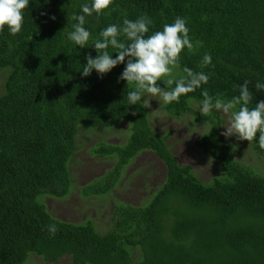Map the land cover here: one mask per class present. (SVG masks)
Here are the masks:
<instances>
[{
	"label": "trees",
	"instance_id": "16d2710c",
	"mask_svg": "<svg viewBox=\"0 0 264 264\" xmlns=\"http://www.w3.org/2000/svg\"><path fill=\"white\" fill-rule=\"evenodd\" d=\"M85 2L90 0H30L22 30L0 31V264H24L32 253L49 262L69 255L73 264H264V175L237 159L236 149L221 135L223 118L216 113L198 117L212 125L195 144L220 163L222 172L206 182L179 161L167 135L154 132L148 108L128 104L134 85L118 82L123 64L102 78L95 70L87 77L80 72L85 57L98 54L93 45L109 24L122 26L125 17L147 15L153 21L151 35L185 17L194 47L182 51L171 76L178 79L188 67L204 71L209 81L178 102L155 103L178 117L201 103L205 93L224 101L238 96L247 80L249 107H254L264 100V90L255 87L264 82V0H113L109 9L86 18L91 36L80 48L66 33ZM106 50L113 56L118 51ZM205 53L212 63L202 66ZM121 124L129 127L124 143L94 146L93 152L114 159V166L83 186L84 196L118 187L125 168L144 151L163 160L165 179L139 204L115 203L104 232L92 220L75 223L53 216L39 197L70 192L69 162L80 130ZM258 136L252 147L264 154ZM50 224L57 227L54 235L47 231Z\"/></svg>",
	"mask_w": 264,
	"mask_h": 264
},
{
	"label": "clouds",
	"instance_id": "9594fccd",
	"mask_svg": "<svg viewBox=\"0 0 264 264\" xmlns=\"http://www.w3.org/2000/svg\"><path fill=\"white\" fill-rule=\"evenodd\" d=\"M29 3L30 0H0V31L7 27L10 34L19 33L24 23V10ZM112 4L113 0H90L81 4L80 13L72 17L75 23L72 24V30L66 33L67 40L80 48H85L91 36L90 31L84 26L86 18L93 13L97 15L103 13ZM51 19L56 18L52 16ZM152 24L153 21L149 16L142 15L135 20L125 17L122 26L113 23L102 29L100 32L102 39H97L93 45L98 54L93 57L89 53L85 57L86 63L82 65L80 71L82 76L87 77L95 70L102 78L115 67L123 64L124 68L118 77V82L126 81V86L134 85V88L127 92L128 104H139L143 108H151L152 99L149 97L159 96L165 104H170L178 102L182 95L194 92L202 84H207L210 78L207 73L194 71L188 67L183 68L185 75L178 79L171 76L173 67H179L182 51L192 50L194 47L189 36L187 19L177 16L172 23L164 24L162 30L148 35ZM121 36L126 38L127 43L119 39ZM109 46L118 50L115 56L106 50ZM211 63V54L205 53L201 65L207 66ZM165 77L168 78L164 79ZM248 84L249 81L246 80L239 85V95L227 101L214 99L205 93L198 110L202 115L213 111L230 114L229 123L224 126L225 130L221 135L225 138L235 135L239 140L250 142L259 133L258 144L264 149V100L256 102L254 107H249L252 93ZM165 85L168 86L167 89ZM255 87L264 90V82L258 80ZM237 105H239L238 110ZM193 172L196 174L194 169ZM46 227L52 235L57 232L55 224Z\"/></svg>",
	"mask_w": 264,
	"mask_h": 264
},
{
	"label": "rangeland",
	"instance_id": "374dc122",
	"mask_svg": "<svg viewBox=\"0 0 264 264\" xmlns=\"http://www.w3.org/2000/svg\"><path fill=\"white\" fill-rule=\"evenodd\" d=\"M264 43V37H263ZM175 70L173 69V72ZM3 71H0V91L3 88ZM152 99L151 108H148L150 125L158 135H167V145L183 164L193 167L196 174L204 181L213 176H221L220 163L205 155L195 144V137L211 127L210 121L198 119L201 114L198 110L200 104L195 103L186 114L175 117L169 115L162 107L159 96ZM162 101L157 102L155 101ZM194 100L190 101L194 103ZM219 114L227 126L230 114ZM209 113L208 115H210ZM128 124L117 125L115 129H81L77 136L76 151L69 162L72 178L70 192L64 197L42 195L49 212L56 218L64 221L82 223L92 220L100 232H104L111 223L115 203L131 202L139 204L152 194V190L166 177L167 168L153 151L141 152L132 160L123 171L118 187L104 195L84 196L83 186L101 179L113 168L114 159L106 156L98 157L93 151L94 146L100 142L124 143L128 137ZM230 145L236 149L237 159L250 166L257 174L264 175V154L257 153L251 141L239 140L233 135L226 138ZM98 146V145H97ZM24 264H73L72 256L65 255L57 262H49L37 254H30Z\"/></svg>",
	"mask_w": 264,
	"mask_h": 264
},
{
	"label": "bare ground",
	"instance_id": "6f19581e",
	"mask_svg": "<svg viewBox=\"0 0 264 264\" xmlns=\"http://www.w3.org/2000/svg\"><path fill=\"white\" fill-rule=\"evenodd\" d=\"M196 103H198V102H196ZM194 104H195V103H194ZM199 104H200V103H199ZM191 108H192V107H190V110H191ZM190 110H189V111H190ZM185 114H186V113H185ZM183 115H184V114H183ZM181 116H182V115H181ZM178 117H180V116H178Z\"/></svg>",
	"mask_w": 264,
	"mask_h": 264
}]
</instances>
